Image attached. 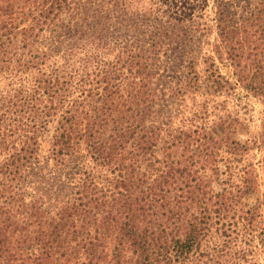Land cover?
<instances>
[{
	"label": "trees",
	"instance_id": "obj_1",
	"mask_svg": "<svg viewBox=\"0 0 264 264\" xmlns=\"http://www.w3.org/2000/svg\"><path fill=\"white\" fill-rule=\"evenodd\" d=\"M236 87L264 103V0H0V264H259Z\"/></svg>",
	"mask_w": 264,
	"mask_h": 264
},
{
	"label": "rangeland",
	"instance_id": "obj_2",
	"mask_svg": "<svg viewBox=\"0 0 264 264\" xmlns=\"http://www.w3.org/2000/svg\"><path fill=\"white\" fill-rule=\"evenodd\" d=\"M215 35L213 34L210 38L206 39V41H209L210 43L214 42ZM216 56V55H215ZM217 57V56H216ZM217 65L216 72L223 77L224 80H228L232 83L235 82L233 79V70L226 64L225 62H222L220 60H215ZM178 71V70H174ZM199 73L200 76V82H203L204 76V66L202 64H199L196 70ZM183 74L185 73V70H180ZM203 86L200 93H204L205 91V84L201 83ZM200 93L191 94L193 99L196 100V102H202V98L200 97ZM232 94V93H231ZM233 94H235V98H233ZM232 95L226 96H208L209 101L207 103V108L209 110V120L211 122L216 121L218 118H222V115L224 114H230L232 118L236 117V120H239L242 122L244 129H246V133L250 136H255L260 131V120L262 119V111L264 110V103H262L260 100L256 98H252L251 96L247 95L245 96V92L242 91L240 88L235 89ZM245 96V98H244ZM192 97L187 96L185 100V106L180 107L181 109L185 110L188 108L193 107V101H191ZM215 102L213 104V102ZM224 104L220 103L223 102ZM176 102H172L169 104V108L175 110L177 105H175ZM215 106V109H212V107ZM213 110V111H212ZM262 157V152L258 153L254 157V161H259ZM253 159V157H252ZM253 161V162H254ZM252 162V161H251ZM259 174L261 175V169H258ZM262 177V176H261ZM216 191H219V187L215 188ZM263 187H261L260 191L263 192ZM257 195L250 196L249 198H245L243 202L247 204H253L254 200L256 199ZM259 264H264V258L260 257Z\"/></svg>",
	"mask_w": 264,
	"mask_h": 264
}]
</instances>
